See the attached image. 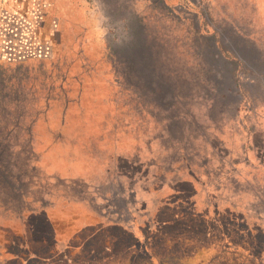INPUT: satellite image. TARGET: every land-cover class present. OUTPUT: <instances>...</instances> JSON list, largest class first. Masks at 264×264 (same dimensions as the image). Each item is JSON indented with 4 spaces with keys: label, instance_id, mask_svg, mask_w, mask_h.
Returning a JSON list of instances; mask_svg holds the SVG:
<instances>
[{
    "label": "rangeland",
    "instance_id": "obj_1",
    "mask_svg": "<svg viewBox=\"0 0 264 264\" xmlns=\"http://www.w3.org/2000/svg\"><path fill=\"white\" fill-rule=\"evenodd\" d=\"M198 22L240 64L213 58L204 42L211 73L180 82L174 98L141 64L167 47L179 67L181 45L201 48L186 39ZM15 26L26 43L11 54L0 40V67L25 75L19 132L31 136L21 132L20 144L31 140L37 172L0 203V229L24 234L43 213L90 237L73 242L74 260L71 232L56 231V255L23 264H264V0H0V37ZM194 219L211 232L236 225L254 254L200 251L177 231ZM113 233L121 239L105 246ZM19 241L10 247H27Z\"/></svg>",
    "mask_w": 264,
    "mask_h": 264
},
{
    "label": "trees",
    "instance_id": "obj_2",
    "mask_svg": "<svg viewBox=\"0 0 264 264\" xmlns=\"http://www.w3.org/2000/svg\"><path fill=\"white\" fill-rule=\"evenodd\" d=\"M189 28L187 32L191 37L187 36L186 39H190L193 44H197L198 46L201 45V48H197L195 49V52H193L194 47L191 43L186 44L189 45V47H186L185 44L181 45L182 52L178 51L176 56L182 60L179 67H174V64L171 63V60L174 59L175 54L173 53V51L168 50L167 47H165L163 50L153 49L151 51H148L144 58V61L141 64V66H144L145 75L143 77L147 78V81L150 82V84H152L151 82L155 81L156 83L158 82L159 86L163 84L170 87L171 91L174 94V98H176L180 90L179 88H181L182 84H180V82L187 84V86L189 87L191 83H197L198 80L202 79L205 80V77L211 73L212 67L206 64L207 54L205 49H203L202 47L204 42L208 43L206 45L207 50L214 49L212 51L214 55L213 58L216 57L217 60L224 58L228 61H231L234 65L237 66V68L240 64L237 61L236 57H234L232 54H230L228 51H225L221 47L218 31L211 24H209L208 26H203L198 22L195 26H192V29ZM14 29H16V26L15 28L11 27L9 31L2 32L3 38L2 36L0 37L1 41L6 42L5 45L3 43L2 47L3 50L8 53L12 52L11 49H13L14 51V46H16V44L21 46V43H26L24 42L22 35H18L17 32L14 31ZM36 36L40 35L36 34ZM184 40L185 39L180 38L178 42L183 43ZM34 43L37 42L35 41ZM110 49L112 50L113 57L116 56L117 49L112 45H110ZM195 58H199V60L201 61L198 66L197 64L194 65L195 60H192ZM19 69L20 68H17L15 72ZM15 72L14 70L0 67V192L2 193L0 195V203L2 204V206L10 204L11 200L14 202V199H10V197L8 199V192H10V190H12L11 192H13V190L19 192L20 190L18 189L20 184L27 181V179H31L32 175L37 172V166L35 164L37 158L35 156V151L32 148L31 140L26 145L20 144V137L22 136V131L19 132V130L22 129L20 128V124L22 123V121L26 120V116H24L23 113L19 112L22 110L21 105L24 101L22 92L24 90L23 77L25 75L23 72H20L22 78H18V73ZM128 74V72H122L119 75L120 78L124 79L125 83H127ZM169 79H172V82ZM147 84L149 85V83ZM135 87L139 89H136V92H139V95L144 94V92L140 87H138V85ZM22 133H24L23 135L27 137L31 136V131L29 130ZM17 200L21 202V194L18 196ZM32 219L34 222L33 224L29 220L25 222L26 233L24 234L19 233L9 225H1L2 228L0 229V231H2L4 234L3 242L5 244L4 249L6 251L0 252V259L3 258L2 255L4 254L14 255L12 257H9L5 264H8V262H13L12 264H23V262L25 260L27 261L32 255L37 257H45V255L54 257L56 255L55 251H57V243L55 240V232H67L63 231V228L69 227V224L61 222L57 226H54L56 223L54 224L52 221L47 219L46 216H43V213H40V215H34ZM200 221L201 220L199 219H194L185 222L184 227H182L181 229H177V231L183 236L189 237L190 239H198V242L200 241L204 244L206 243L205 241L208 240V244H216L217 246H219V249L224 248V250H228V248H231L229 245L232 244L236 247H240V249H247L251 252V254H254V249L245 247L248 242L245 239V236L242 235L243 239L240 238V233L242 231L241 229H238L236 225H221L220 227L215 228L216 232H211L209 231V225H205L204 222ZM70 232H67L70 234L72 240L69 251L71 252V254H73L74 260H76L77 256H80L82 252L81 250H77L75 246L76 243L73 244V242L79 239L88 241L90 237L88 236V234L82 233L80 231L74 230V232ZM165 233L167 234V232ZM165 233L163 234V236L166 235ZM247 234L253 237L250 230H248ZM120 236V234H110L109 237L104 241V245H109L111 247V245H114L118 240L121 239ZM158 236L159 235H157V237ZM131 237L133 238L132 235ZM20 238L22 240L24 239L25 242L19 241V243H22L23 246H27L26 248L22 247V245L21 247L23 249H20L19 246L18 250L10 247V245L13 244L12 242H16L18 239L20 240ZM210 240H212V242H210ZM253 240L254 241H252L251 246L255 244V239L253 238ZM77 253L79 254L77 255ZM76 262L77 264H93L88 263L89 261H84L87 262L84 263L80 258Z\"/></svg>",
    "mask_w": 264,
    "mask_h": 264
},
{
    "label": "crops",
    "instance_id": "obj_3",
    "mask_svg": "<svg viewBox=\"0 0 264 264\" xmlns=\"http://www.w3.org/2000/svg\"><path fill=\"white\" fill-rule=\"evenodd\" d=\"M170 1V0H169ZM199 243H201L200 241H199ZM204 245V243H201V245H200V251H203V252H207V253H214V251H218L219 250V246H217L216 244H213V243H209V244H207V247H204L203 246ZM208 261H210V259L208 258Z\"/></svg>",
    "mask_w": 264,
    "mask_h": 264
}]
</instances>
